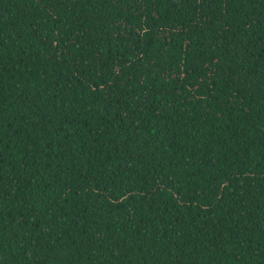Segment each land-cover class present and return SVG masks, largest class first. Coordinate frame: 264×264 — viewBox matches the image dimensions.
<instances>
[{"label":"trees","instance_id":"16d2710c","mask_svg":"<svg viewBox=\"0 0 264 264\" xmlns=\"http://www.w3.org/2000/svg\"><path fill=\"white\" fill-rule=\"evenodd\" d=\"M0 264H264V0H0Z\"/></svg>","mask_w":264,"mask_h":264}]
</instances>
